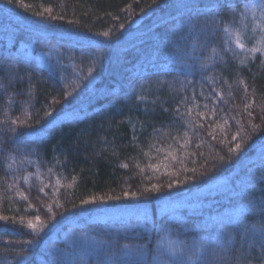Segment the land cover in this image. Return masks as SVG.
<instances>
[{
	"label": "trees",
	"instance_id": "1",
	"mask_svg": "<svg viewBox=\"0 0 264 264\" xmlns=\"http://www.w3.org/2000/svg\"><path fill=\"white\" fill-rule=\"evenodd\" d=\"M235 2L243 8L259 0ZM199 3L200 0H13L9 4L7 0H0V61L13 62L6 59V54L26 56L29 63L27 66L20 65V75L23 76L25 71L31 73V84L34 85L31 96L27 76L9 87L10 93H20L16 96L17 104L9 109V115L27 118L33 129H45L31 135L28 134L31 130L25 129L23 137L25 141L39 146L44 159L39 178L34 175L36 165L25 164L22 172H16L0 164V216H8L10 221L13 217L17 220L23 217L25 221L47 225L43 232L35 233L26 227H14L10 222L5 230L4 222L0 221V250H7L0 251V264H16L17 257L12 249L18 250L19 245L27 240L33 243L25 245L26 264H52L54 249L63 250L68 264H76L82 251L95 241L107 239L105 233L116 232L90 221L98 210L146 205L156 212L160 204L156 197L161 194L171 193L173 198H179L210 188L211 185L224 184V188L216 192L199 194L202 208L196 213H184L181 219L173 221L175 227L165 231L160 225L168 219L156 218L155 230L147 235L153 246L169 239H183L185 232L191 237L195 228L190 229L187 225H198L209 213L227 210L231 203L236 202L239 189L247 183L248 175H260V147L264 145V123L261 122L264 113L260 111L264 106V68L260 66L264 56L260 54L250 56L245 65L231 59L226 66L217 65L216 74L233 85L232 99H228L225 86V100L228 103L218 106L215 116L205 112V118L198 121L205 127L212 125L207 131L213 132L216 140L213 141L203 129L198 136L189 130L192 137V144L187 148L189 156L185 157L177 149V156L183 159V164L167 162L173 175L161 174L163 168L161 173H155L147 167L148 164L166 163L163 153L151 151L146 145L158 143L159 137L151 138L153 126L163 132L170 130L168 125L172 123L171 117L175 116L176 104L169 96L179 88V85L171 82L183 77L169 67V62L174 59L170 54L169 42L180 36L178 30L186 23L193 5ZM49 8L50 13L47 11ZM39 13L43 15H37ZM246 15L244 23L248 24V29L244 42L250 47L248 41L255 43L259 39L256 33L260 30L254 29L251 14ZM120 24L125 27L119 28ZM236 26L240 27L239 16L236 17ZM105 31L109 32V38L99 35ZM223 38L227 40V37ZM89 67L94 68L92 87L82 90L81 83L80 88L76 89L80 93L78 98H73L75 93L73 97L64 95L79 83L75 74H87ZM54 75L55 81L52 79ZM62 76L67 79L60 80ZM4 77L5 74L0 72V78H3L0 82L7 85ZM157 78L168 83L158 86ZM238 78L249 85V96L253 95L254 90L255 102L249 107L251 117L244 111L245 93L235 83ZM200 79L199 74L189 77V80L197 82V93L200 91ZM141 85L144 87L141 94L149 101H157L155 105L149 103V114H146L144 104H138L132 96L133 88ZM207 94L205 88L204 95ZM29 99L34 105L29 107L33 115L25 117L22 114L24 106L18 102ZM54 99L58 103L53 104ZM197 101L200 105H211V101L204 100L199 94ZM4 103H7V97L0 96V104ZM232 105H236V108L229 113ZM153 107L155 111L151 112ZM220 108L224 111L221 112ZM37 111L39 116L36 115ZM45 111L52 114L48 118L53 120L51 124H47L43 118ZM71 111L77 116L59 120L60 116ZM197 111L205 109H194V116ZM3 118V113H0V120ZM36 119H40L39 124L35 123ZM225 119L228 120L227 124ZM253 125L260 127L253 128ZM185 130L188 129L181 128L178 134L183 135ZM237 132L239 135H236ZM172 134L176 135L177 132L173 130ZM233 136H236L235 140ZM101 137L110 141L115 137L113 146L105 148ZM133 137L148 156L140 153L133 143ZM201 139L204 140L203 144H200ZM236 143L242 144L241 151L228 153V147H234ZM176 147L173 145V148ZM164 148L167 151L166 144ZM245 148L247 151H244ZM97 152L100 155H96ZM205 160L208 161L207 165H204ZM125 163L129 165L127 169L120 166ZM49 168L52 169L51 174L48 173ZM193 168L196 169L195 173L191 171ZM29 173L33 175L27 184L18 180L14 188L7 187L13 183L14 177ZM185 175H195L197 178L176 184L173 189L164 187L161 193L145 194L139 198L122 196L125 190L142 191L145 185H166L170 180H182ZM53 185L56 187L53 188ZM233 186L236 191L231 193L230 200L226 193ZM39 187H44L43 194L37 190ZM261 188L264 185L254 188L250 195L259 196ZM18 192H24L28 199L25 200ZM100 196L122 198L105 199L98 202L99 207L80 205L81 200ZM29 204L32 206L29 207ZM48 204L52 205L51 211L56 214L55 220L47 210ZM37 215L41 218L40 222L36 221ZM74 244L76 247H73ZM235 246L240 247L238 237Z\"/></svg>",
	"mask_w": 264,
	"mask_h": 264
},
{
	"label": "snow or ice",
	"instance_id": "2",
	"mask_svg": "<svg viewBox=\"0 0 264 264\" xmlns=\"http://www.w3.org/2000/svg\"><path fill=\"white\" fill-rule=\"evenodd\" d=\"M9 4H12L13 0H7ZM247 3V0H246ZM203 6H200V5ZM257 10H259V18H257ZM50 13L51 8L47 9ZM246 14H251L253 17L254 29L258 28L260 31L256 33L259 35V39L252 43L248 41L251 46H246L244 40L247 39L245 32L248 29V24L244 23L247 19ZM37 15H43L39 13ZM240 18V27L236 26V17ZM57 17H52L56 19ZM63 19V17H59ZM124 24H120L119 28L123 29ZM180 36L174 41L169 42L170 54L174 57L169 62V67L172 71L177 72L183 79H175L172 84L179 85V88L174 91V94L169 96V99L176 104L174 109L175 116L171 117L172 123L168 125L169 131L163 132L162 129L153 126L151 138L157 139L158 143L148 144L147 147L151 151H155L158 154L163 153V158L166 161L165 164H148L147 167L155 173L173 175L169 171V163L183 164V159L178 158L177 149L184 153V156H189L187 148L192 144V137L189 136V130L193 132V135H199L201 129L207 132V135L214 141L216 136L213 132H208L207 129L212 125L208 124L207 127L203 123L198 121L205 118V112L216 115V109L220 105L228 103L225 100V86H227L228 99H232L233 85L229 84L227 80H224L222 76H218L217 65L226 66L229 59L238 60L240 65H245L247 59L256 54L264 56V0H259L258 3L253 2L251 6H241L235 2V0H200L199 4L193 5V11L187 16L186 23L182 24L178 30ZM105 38H109V32L105 31L100 33ZM183 37V39L181 38ZM223 37H227L225 40ZM227 44V47H225ZM234 45V47H233ZM237 49L239 51H237ZM231 53V56H229ZM6 59L13 61L12 63H4L0 61V72L5 74L8 81L6 85L0 82V96L7 97V103L0 104V113H3V120H0V164L6 165L7 169L14 170L16 172H22L23 166L36 165V171L34 175L39 178L40 165L44 163V159L40 154L39 146L32 142L25 141L24 130L30 129L29 135L32 132L44 131L45 129H33L29 120L21 119L19 116L15 118L9 115V109L13 105L17 104L16 96L20 93L9 92V87L15 81H23L25 76L29 80V95L31 96V90L34 85L31 84V73L25 71V74L20 75V65L29 63L28 58L24 55L10 56L6 54ZM94 63V62H93ZM211 66V67H210ZM260 66L264 68V60L260 61ZM63 67V66H61ZM199 74L201 79L199 81L200 91L197 93V82L189 80L190 76ZM239 77V73H237ZM3 78H0L2 80ZM55 81V75L52 77ZM67 77H60V80H66ZM75 79L79 82L73 87L72 91H66L64 95L78 98L80 93L76 91L80 88V84H83L82 90L90 89L95 80L94 68L89 67L87 74L76 73ZM168 83L167 81H161L159 78L156 80V84L162 85ZM235 83L244 89V111L249 117L252 116V112L249 111V107L254 103V90L253 95H248L249 85L242 79H237ZM205 88L208 91L207 96L204 95ZM144 91L143 85L139 88H133L132 96L137 103H143L145 106L146 114H149V103L155 105L156 100L149 101V99L142 95ZM197 94L206 101H211V105L205 103L200 105L197 101ZM19 104L23 105V115L25 117H31L33 113L29 111V107L32 105L31 99L28 101H19ZM58 103L55 99L53 104ZM163 102L161 101V104ZM203 107L205 111H197L196 115H193V110ZM236 108V105H232L229 108V113ZM183 109V111H181ZM151 112L155 111L153 107ZM223 112L224 109L220 108ZM261 113H264V106L260 109ZM39 116V112H36ZM52 114L49 111L43 113V118L46 119L47 124L53 122L52 119H48ZM261 122L264 123V115L261 116ZM36 124L40 123V119L35 120ZM228 120L225 119V124ZM238 124L239 121L237 120ZM103 127V126H102ZM187 128L183 131V135H179L181 128ZM260 125H253V128H259ZM176 131L177 134L173 135L172 131ZM214 131V130H213ZM223 132V128H221ZM236 135H239L237 132ZM105 148L113 146L114 139L110 141L106 137H101ZM233 140L236 136H233ZM182 141V143H181ZM133 143L139 149L140 153L144 156H148V153L143 152V148L139 143H136V137H133ZM204 140H200V144H203ZM167 146L165 151L164 145ZM7 145V147H5ZM176 145V148H173ZM197 148L200 145H196ZM251 147V145H248ZM242 149L241 143H236L234 147H228V153H237ZM247 151V148L244 149ZM55 155V154H54ZM96 155H100L97 152ZM191 155L195 156V153ZM260 175L249 174L246 184H242L239 193L236 197V202L231 203L227 210L216 212L215 214L209 213L207 218L198 225H187L188 228H195V232L189 237L188 233H184L183 239H169L163 243H157L153 246L152 241L147 239V231L152 227V220L149 216L147 208L136 209L134 215L129 218L134 223H128L125 225L124 231L108 232L105 233L107 239L95 241L90 245L87 250L82 251L79 255L80 258L76 264H264V188H261V194L259 196L250 195V192L257 186L264 185V145L260 147ZM33 157H38L34 159ZM223 160V157H220ZM208 161H204V165H207ZM122 168L127 169L128 164L120 165ZM215 167V164L212 165ZM143 170H141L142 172ZM195 173L196 169H191ZM52 169H48V173L51 174ZM205 173H201L204 175ZM19 175L14 177L13 183L8 184V188H14L18 180H23L25 184L28 183L30 176ZM152 177H149L151 179ZM195 175H185L182 180H170L166 185L158 183H152L145 185L142 191L129 192L123 191V198H139L145 196V194L161 193L162 188L173 189L176 184L187 183L190 180L196 179ZM59 184V180L56 181V185ZM56 185L52 187L55 188ZM44 187H47L45 185ZM44 187H39L37 190L40 193H44ZM236 191L235 187H229L227 193L229 199H232L231 193ZM18 195L25 200L28 199L24 192H18ZM121 196H100L93 197L91 199H84L80 201L81 206L91 207L100 205L98 202L107 200H120ZM161 202V207L164 211V215L169 217L165 220L160 228L167 231L169 228L175 227L173 221H175L181 213V208L184 205L193 207L191 200H187L183 196H180L178 200L172 197L171 193L161 194L156 197ZM198 199V198H197ZM242 202V203H240ZM32 205L29 204V207ZM48 212L51 213L53 220L56 218V214L51 211L52 205H46ZM62 207V205H58ZM77 207V205H73ZM0 221L4 222L3 227L7 230L9 222L12 226L26 227L32 230V232L40 233L47 227L41 221L40 216H36V221L40 223H34L31 220L25 221L23 217L17 220L13 217L10 221L8 216H0ZM185 224L187 222L185 221ZM159 230V229H158ZM240 240V247L236 248V238ZM122 241H131L130 243H122ZM33 243L31 240L23 241L18 250L12 249L17 257L16 264H26L25 256L27 255V248L25 245L30 246ZM73 247H76L74 244ZM7 251V250H0ZM52 264H68L64 259V253L62 249L53 250Z\"/></svg>",
	"mask_w": 264,
	"mask_h": 264
},
{
	"label": "rangeland",
	"instance_id": "3",
	"mask_svg": "<svg viewBox=\"0 0 264 264\" xmlns=\"http://www.w3.org/2000/svg\"><path fill=\"white\" fill-rule=\"evenodd\" d=\"M76 116H77L76 114L74 115V111H71V112H67L64 115L60 116L59 120H65V119L73 118ZM223 188H224V184L220 183L217 185H211L210 188L209 187L204 188L197 193L183 196L187 200L192 201L193 207H188L187 205L182 206L181 213L179 214L176 220L181 219L184 213H189V214L196 213L202 208V205L199 199H197L199 194H208L211 192H216ZM174 199L178 200L179 198H174ZM143 208L148 209L150 219L153 222L152 227L148 229L146 235H151L153 231L155 230L156 218L169 219V217L164 215V211L161 207V202H160L156 212L146 205L135 206V207H130L126 209L125 208H103L101 210H98L96 213H94V215L90 218V221L94 223L102 224L108 227L109 229L123 232L126 224L134 223V221H130L129 218L134 215L136 209H143Z\"/></svg>",
	"mask_w": 264,
	"mask_h": 264
}]
</instances>
